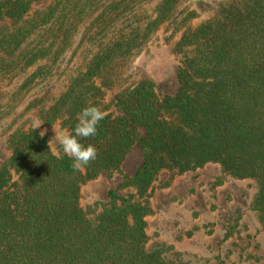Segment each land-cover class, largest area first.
<instances>
[{
    "label": "trees",
    "instance_id": "obj_1",
    "mask_svg": "<svg viewBox=\"0 0 264 264\" xmlns=\"http://www.w3.org/2000/svg\"><path fill=\"white\" fill-rule=\"evenodd\" d=\"M51 0L30 12L32 0H0V121L34 85L54 76L80 32L71 56L80 58L63 91L33 96L44 124L71 132L82 108L106 113L97 150L80 169L54 152L40 131L15 128L0 163V264H199L196 256L152 240L146 218L161 173L167 178L217 164L226 177L254 183L249 207L264 237V0H222L192 26L183 0ZM177 15L180 18L177 20ZM180 32L179 87L159 95L149 79L122 86L130 58L163 23ZM67 68H64L66 71ZM119 90L106 102L108 91ZM142 161L129 175L123 163L133 147ZM101 175L120 176L108 200L80 203L81 186ZM118 189L127 191L119 194ZM189 256V258H186ZM259 264H264L260 262Z\"/></svg>",
    "mask_w": 264,
    "mask_h": 264
},
{
    "label": "rangeland",
    "instance_id": "obj_2",
    "mask_svg": "<svg viewBox=\"0 0 264 264\" xmlns=\"http://www.w3.org/2000/svg\"><path fill=\"white\" fill-rule=\"evenodd\" d=\"M51 0H32L31 10H39ZM222 0H183L178 10L183 13L194 11L196 14L189 21L194 26L207 18ZM157 0L146 6L152 8ZM180 15H177V20ZM8 23L3 20L0 24ZM180 32H174L172 22L163 23L153 32L145 44L128 61L123 74L122 86L133 84L141 79L153 82L156 92L163 96L174 94L179 82L177 69L180 56L174 50V43ZM79 32L73 39L67 56L60 62L58 72L46 80L31 87L20 100L13 113L0 121V163L10 154L7 147V136L15 128L27 129L39 119L38 108L25 110L24 106L33 96L48 92V101L64 90L68 73L72 72L77 56H71L73 48L79 41ZM64 68H67L64 71ZM18 80L7 83L4 80L0 89L4 95L9 94ZM119 87L108 91L106 102L110 101ZM42 121V120H40ZM39 131L45 135L54 152L61 151L56 141L55 132L59 135L67 132L59 122L51 125L42 123ZM142 161L138 147L128 153L123 170L131 175ZM220 174L217 164L208 163L196 171L186 172L175 177L171 185L162 187L167 178L161 173L154 184L151 197L153 213L147 220V232L152 240H163L172 244L176 250L196 256L199 264H259L264 262V237L256 213L249 207L253 197L254 183L247 179L226 177L216 183ZM119 175L106 177L101 175L81 186L80 203L83 206L95 201L108 200L107 193L117 187ZM118 189V193L126 192ZM187 256L186 258H189Z\"/></svg>",
    "mask_w": 264,
    "mask_h": 264
},
{
    "label": "clouds",
    "instance_id": "obj_3",
    "mask_svg": "<svg viewBox=\"0 0 264 264\" xmlns=\"http://www.w3.org/2000/svg\"><path fill=\"white\" fill-rule=\"evenodd\" d=\"M106 113L95 106H88L81 109L78 121L71 132L56 134V141L60 145L64 155L72 160V167L80 169L87 166L97 158V150L91 145H84L79 138L95 137L100 121L105 118ZM43 121L36 120L32 129L39 128ZM40 137L45 135V131H40Z\"/></svg>",
    "mask_w": 264,
    "mask_h": 264
}]
</instances>
